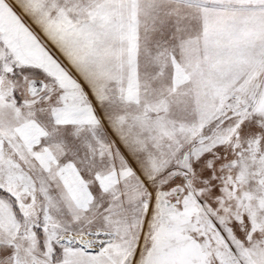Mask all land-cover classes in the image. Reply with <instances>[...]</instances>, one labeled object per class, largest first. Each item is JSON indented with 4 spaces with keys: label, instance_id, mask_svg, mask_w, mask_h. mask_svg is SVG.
<instances>
[{
    "label": "snow or ice",
    "instance_id": "6c2138e0",
    "mask_svg": "<svg viewBox=\"0 0 264 264\" xmlns=\"http://www.w3.org/2000/svg\"><path fill=\"white\" fill-rule=\"evenodd\" d=\"M0 264H264V0H0Z\"/></svg>",
    "mask_w": 264,
    "mask_h": 264
}]
</instances>
